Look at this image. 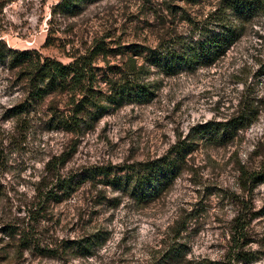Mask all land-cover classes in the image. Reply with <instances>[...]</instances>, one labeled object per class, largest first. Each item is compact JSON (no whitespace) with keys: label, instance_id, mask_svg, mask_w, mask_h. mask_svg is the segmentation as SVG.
Listing matches in <instances>:
<instances>
[{"label":"rangeland","instance_id":"obj_1","mask_svg":"<svg viewBox=\"0 0 264 264\" xmlns=\"http://www.w3.org/2000/svg\"><path fill=\"white\" fill-rule=\"evenodd\" d=\"M59 1L0 0V39L10 48L36 50L66 63L70 54L83 52L102 35H110L105 42L115 47L154 45L166 25L191 33L186 18L180 12L170 15L166 5L184 7L202 20L217 3L87 0L78 13L69 15L58 13ZM160 17L168 19L164 25ZM243 30L213 65L163 77L147 104L106 109L95 129L78 141L38 123L23 134L26 124L13 116L24 99L23 86L0 67V264H216L228 248L227 230L238 211L251 218L244 249L254 260L246 264H264V180L243 185V172L264 167V8L253 11ZM242 99L252 101L255 118L227 141L210 142L208 136L198 140L184 172L158 199L140 206L98 175L79 183L61 202L46 203L38 223L31 224L32 247L4 232L8 225L16 228L25 222L24 207L34 201L35 187L52 156L67 159L62 167L57 165L61 173L92 165L119 169L153 159L191 128L228 120ZM50 177L45 182H51ZM181 221L185 232L177 237ZM93 235L99 240L91 255L60 249ZM173 243L181 253L171 257L166 245Z\"/></svg>","mask_w":264,"mask_h":264},{"label":"trees","instance_id":"obj_2","mask_svg":"<svg viewBox=\"0 0 264 264\" xmlns=\"http://www.w3.org/2000/svg\"><path fill=\"white\" fill-rule=\"evenodd\" d=\"M182 1L194 5L200 0ZM84 2L87 0H60L55 8L58 13L74 15ZM260 8H264V0H217L204 19L196 20L184 7L169 3L167 11L170 15L180 12L191 24V33L181 34L173 30V25L169 28L166 25L157 32L154 45L130 43L115 47L105 42L110 35H102L83 52L70 54L71 60L66 63L43 56L36 50L10 48L0 39V67L15 78V83L23 86L24 99L14 107L13 116L18 123L26 124V130L23 129L25 135L31 123H38L60 130L78 141L95 129L106 109H116L125 103L147 104L156 97L163 77L213 65L241 38L248 17ZM167 20L160 17V24ZM110 58L118 59L111 63ZM99 61L103 65H97ZM46 101L45 112L40 113ZM236 107L240 111L237 110L228 120L206 122L191 128L187 136H178L165 154L135 161L119 169L92 165L81 172L61 173L57 165L62 167L67 159H62V154L52 156L45 163L46 174L40 177L39 186L35 187L34 201L24 207L22 219L25 222L21 221L23 224L16 228L8 225L4 232L9 238L18 236L17 241L23 242L24 247H32L35 240L30 231L31 224L38 223L46 203L61 202L75 191L79 183L93 181L98 175H103L108 180L106 184H111L140 206L158 199L184 172L189 155L199 144L198 140L208 136L205 140L210 142L227 141L240 127L255 118L256 107L252 101L242 99ZM243 175V185L250 182L254 186L264 180V167L251 173L243 172ZM48 177L51 182H45ZM254 215L256 213L251 217ZM250 219H246L245 212L235 213L227 230L228 248L222 261L216 264H246L254 260L244 249L248 244ZM183 224L185 221H181V227L175 232L177 237L185 232ZM98 240L97 235H93L88 239L70 241L60 249H76L83 255H91L92 246ZM178 245H166L167 255H179L181 248Z\"/></svg>","mask_w":264,"mask_h":264}]
</instances>
